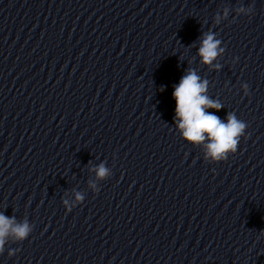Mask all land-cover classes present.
I'll return each instance as SVG.
<instances>
[{
    "label": "clouds",
    "instance_id": "1",
    "mask_svg": "<svg viewBox=\"0 0 264 264\" xmlns=\"http://www.w3.org/2000/svg\"><path fill=\"white\" fill-rule=\"evenodd\" d=\"M232 11L237 17L241 15L251 17L254 14V7L241 5L232 9L226 6L214 15L213 27L219 26L223 21L234 22L229 20ZM218 36L219 33L210 28L202 32L198 38V47L197 41L188 46V48H197L199 63L207 67L210 72H219L223 67L220 59L225 53L226 46H222V40ZM238 59V57L234 58L232 63L235 64ZM209 86V80L202 78L195 68L188 67L185 70L179 83L173 85L172 97L175 100L173 124L184 141L201 149L206 163L220 164L236 155L242 138L248 139L246 130L249 124L239 119L235 112H227L224 119L215 112H210L209 109L219 111L224 106L218 99L209 96ZM241 88L245 96L250 94L247 83H242ZM160 91L163 92L164 88L161 87ZM89 171L95 173L96 181L89 180L88 186L93 193H98L100 188L97 181L109 179L112 176V169L101 162L99 165L90 166ZM73 195L74 199L71 202L65 198L67 193L62 197L63 206L69 213L85 201L83 192L73 189ZM33 229L34 224L27 217L18 220L14 215L9 217L4 212H0V254L4 253L7 244H20L26 240ZM261 238H264V230L260 231L257 237L258 240ZM8 254L11 256L13 252L9 251Z\"/></svg>",
    "mask_w": 264,
    "mask_h": 264
}]
</instances>
